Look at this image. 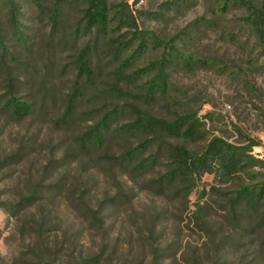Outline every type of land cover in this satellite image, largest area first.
I'll return each mask as SVG.
<instances>
[{
    "label": "rangeland",
    "instance_id": "rangeland-1",
    "mask_svg": "<svg viewBox=\"0 0 264 264\" xmlns=\"http://www.w3.org/2000/svg\"><path fill=\"white\" fill-rule=\"evenodd\" d=\"M225 2L129 0L141 30L176 38L194 57L171 65L169 99L156 101L137 98L145 80L128 75L162 49L150 45L124 75L108 42L77 31L81 6L56 28L29 0H18V28L0 7V202L15 207L0 208V264H264V201L240 194L264 169L230 183L207 174L186 197L156 183L172 166L166 144L198 152L205 140L115 135L134 121L132 107L164 119L192 108L207 118L208 139L244 146L249 138L264 161V46L240 21L249 9L232 1L221 12ZM87 45L89 82L74 65ZM13 97L30 106L21 119L7 108ZM97 126L99 146L87 138ZM128 151L137 152L132 164L120 159ZM147 158L154 165L135 170Z\"/></svg>",
    "mask_w": 264,
    "mask_h": 264
},
{
    "label": "trees",
    "instance_id": "trees-1",
    "mask_svg": "<svg viewBox=\"0 0 264 264\" xmlns=\"http://www.w3.org/2000/svg\"><path fill=\"white\" fill-rule=\"evenodd\" d=\"M38 9L41 15L47 17L53 27L60 25V19L64 11L72 6H81V19L77 31L83 35L95 36L97 40L108 42L117 60H120L118 71L125 75L135 60L139 59L150 45L161 50V56L149 62L146 66L136 69L128 75L129 79L145 80L141 89L143 93L137 98L144 101H156L158 99H169L171 65L177 59H185L187 65L195 63L192 55L185 56L174 43L165 42L154 32H145L138 25V18L133 5L129 0H29ZM142 0H134V6ZM237 1L249 9V14L241 18V22L247 25L254 35L256 42L264 46V5L257 4L254 0H226L221 12H224L230 2ZM172 2L170 5L175 6ZM7 8L9 19L15 26L16 17L21 12L18 0H0V7ZM129 36V39H126ZM3 42V35L0 25V44ZM90 47L82 48L74 62L80 79L85 78L91 81L94 71L91 69L89 60ZM127 76V75H126ZM78 91V88L77 90ZM17 119L24 117L30 106L22 103L15 97L7 104ZM134 121L115 131V135L124 131L142 133L147 136L158 138L161 142L164 139L181 140L187 142L206 141L201 151L195 152L182 144H166L170 159L171 169L163 174L156 183L161 189L165 186L177 185L182 194L186 197L192 194L198 183L205 175H218L226 183L236 181L242 174L256 177V168L264 169V161L252 155L254 147L259 146L247 138V144L233 145L222 138L206 137V117L199 116V110L183 108L177 112L172 119L156 117L137 107H132ZM115 112L107 116L99 124L100 127H107L106 122ZM208 117V116H207ZM89 143L99 146L102 142V133L97 126L91 129L87 136ZM137 157L136 151H128L120 159L123 163L132 164ZM154 159H144L135 170L144 169L154 165ZM247 199L248 203L255 204L264 201V179L251 187L244 188L240 193ZM31 197L27 198L30 200ZM32 199V198H31ZM0 208L10 211L15 207L8 202H0ZM201 208L197 210L200 215Z\"/></svg>",
    "mask_w": 264,
    "mask_h": 264
}]
</instances>
